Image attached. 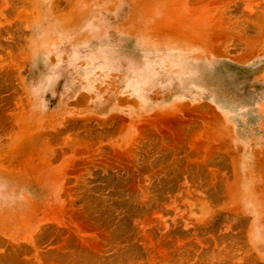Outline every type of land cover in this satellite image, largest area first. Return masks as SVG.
<instances>
[{
  "label": "rangeland",
  "instance_id": "obj_1",
  "mask_svg": "<svg viewBox=\"0 0 264 264\" xmlns=\"http://www.w3.org/2000/svg\"><path fill=\"white\" fill-rule=\"evenodd\" d=\"M0 264H264V0H0Z\"/></svg>",
  "mask_w": 264,
  "mask_h": 264
}]
</instances>
